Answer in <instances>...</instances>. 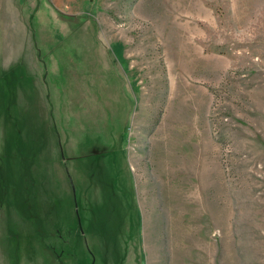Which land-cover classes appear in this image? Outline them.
<instances>
[{"label":"rangeland","instance_id":"1","mask_svg":"<svg viewBox=\"0 0 264 264\" xmlns=\"http://www.w3.org/2000/svg\"><path fill=\"white\" fill-rule=\"evenodd\" d=\"M0 264H264V0H0Z\"/></svg>","mask_w":264,"mask_h":264},{"label":"crops","instance_id":"2","mask_svg":"<svg viewBox=\"0 0 264 264\" xmlns=\"http://www.w3.org/2000/svg\"><path fill=\"white\" fill-rule=\"evenodd\" d=\"M6 76H2L1 77V79H2V84L6 87V86H10L11 88H13L14 87V85L16 84V83H14V75H13V73H12V71L10 72V73H6L5 74ZM16 75V74H15ZM16 86H18V85H16ZM4 87V88H5ZM3 93V92H2ZM13 94V93H12ZM12 94H10V95H12Z\"/></svg>","mask_w":264,"mask_h":264},{"label":"bare ground","instance_id":"3","mask_svg":"<svg viewBox=\"0 0 264 264\" xmlns=\"http://www.w3.org/2000/svg\"><path fill=\"white\" fill-rule=\"evenodd\" d=\"M168 140H169V142H170V139H168ZM168 140H167V142H168ZM169 142H168V143H169Z\"/></svg>","mask_w":264,"mask_h":264},{"label":"trees","instance_id":"4","mask_svg":"<svg viewBox=\"0 0 264 264\" xmlns=\"http://www.w3.org/2000/svg\"><path fill=\"white\" fill-rule=\"evenodd\" d=\"M9 89V88H8Z\"/></svg>","mask_w":264,"mask_h":264}]
</instances>
